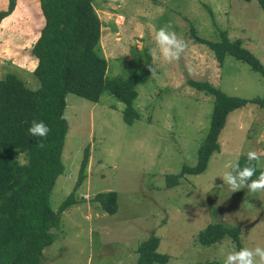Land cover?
<instances>
[{
    "label": "rangeland",
    "instance_id": "1",
    "mask_svg": "<svg viewBox=\"0 0 264 264\" xmlns=\"http://www.w3.org/2000/svg\"><path fill=\"white\" fill-rule=\"evenodd\" d=\"M17 3L13 25L25 34L8 28L2 32L0 25V78L11 72L33 88L38 84L31 52L36 39L30 34L38 22L44 24V17L40 2ZM92 4L100 20L106 76L122 80L140 70L146 51L154 74L150 71L136 86L134 107L141 117L130 125L114 95L105 92L93 102L67 94L64 171L55 180L50 204L56 211L72 192L76 201L61 213L59 236L43 249L40 264H135L137 246L152 234L159 238L158 252L169 256L165 264H223V250L234 252L235 247L226 240L229 236L209 246L200 244L197 235L208 223L237 227L239 234L244 229L243 247H264V193L248 194L246 188L232 193L219 178L226 162L235 163L250 150L261 154L257 166L264 168V108L250 103L231 111L219 134L220 150L211 155L206 169L179 176L173 186L166 183V175H179L184 165L196 164L198 144L209 127L213 97L190 86L189 80L206 81L231 96H264L262 73L231 55L220 66L196 39L217 40L225 31L264 66V12L257 1ZM167 24L187 43L181 60L172 64L163 60L154 40L155 32ZM85 148V178L76 187ZM109 190L117 193L114 214L93 200L96 193Z\"/></svg>",
    "mask_w": 264,
    "mask_h": 264
},
{
    "label": "trees",
    "instance_id": "2",
    "mask_svg": "<svg viewBox=\"0 0 264 264\" xmlns=\"http://www.w3.org/2000/svg\"><path fill=\"white\" fill-rule=\"evenodd\" d=\"M256 1L264 12V0ZM39 2L44 24L31 48L36 58L32 74L37 86L29 87L11 72L0 78V264H40L43 249L59 236L61 213L76 201L72 192L56 211L50 204L55 180L64 171L62 149L68 126L61 116L67 94L93 102H98L105 92L114 95L123 104L124 122L130 125L141 117L134 107L136 86L149 74L151 66V55L146 51L145 66L140 70L122 80L108 78V62L99 44L100 20L92 0ZM15 5L16 0H8L7 7L0 10V22ZM219 36L217 40L199 36L196 39L213 52L220 66L225 56L231 55L264 75L260 60L239 39L230 40L225 31H220ZM188 83L213 97L209 127L198 144L196 164L184 165L179 175H166L167 186L177 184L183 174H199L206 169L211 155L220 150L219 134L231 111L250 103L264 108V96L248 99L227 95L206 81ZM33 120L43 121L51 129L43 147L27 134ZM88 157L89 150L85 148L76 187L85 178ZM237 161L244 167L246 154ZM256 169L257 175L264 171L257 163ZM93 200L109 214L118 209L116 191L98 192ZM224 236L231 237L236 251L243 248L238 228L222 223H208L197 240L209 246ZM158 244L159 238L154 234L141 242L136 248L135 264H165L169 256L158 252Z\"/></svg>",
    "mask_w": 264,
    "mask_h": 264
},
{
    "label": "clouds",
    "instance_id": "3",
    "mask_svg": "<svg viewBox=\"0 0 264 264\" xmlns=\"http://www.w3.org/2000/svg\"><path fill=\"white\" fill-rule=\"evenodd\" d=\"M154 40L159 54L169 64L179 62L187 48L186 41L177 36L176 32L172 30L171 24L160 27L155 32ZM148 67L151 73L154 74V69L151 66ZM66 118L64 115L61 116V119ZM50 131L51 129L43 121L33 120L27 129V134L36 138L38 146L43 147V140L46 139ZM260 155L254 150L248 151L244 167H241L238 161L225 163V171L219 178L223 181V184L228 186L232 193L239 192L245 188L248 194L264 193V171L259 172L257 175L256 169V163L259 162ZM239 236L247 238L245 237L244 229L240 230ZM230 239L231 237L226 238V240ZM223 253V264H264V247L259 245L254 248L243 247L234 252L225 248Z\"/></svg>",
    "mask_w": 264,
    "mask_h": 264
},
{
    "label": "crops",
    "instance_id": "4",
    "mask_svg": "<svg viewBox=\"0 0 264 264\" xmlns=\"http://www.w3.org/2000/svg\"><path fill=\"white\" fill-rule=\"evenodd\" d=\"M33 5H38L39 6V0H35L36 1V3H34V0H29ZM7 2H8V0H7ZM0 6H6L7 7V3L5 2V0H0ZM17 6H18V3H17V0H16V5H15V8H14V10L12 11V13L10 14V15H8V16H6L5 18H3L2 20H1V22H0V25L2 26L3 25V28H2V32H4V29H6V28H8V29H10V30H13L12 31V33H20L21 35H23V34H25V32L23 31V30H21L20 28H15L14 27V23H15V19H16V17L14 18V16L16 15V11H17ZM1 10H2V8H0ZM5 9V8H4ZM15 14V15H14ZM14 15V16H13ZM13 16V17H12ZM40 16V15H39ZM42 24L40 23V22H38V24H36L34 27V29H33V31H32V33L30 34V36L31 35H33V36H35V39H37V37H38V35H39V31H40V29L42 28ZM33 32H35V33H33ZM35 63H36V61H35Z\"/></svg>",
    "mask_w": 264,
    "mask_h": 264
}]
</instances>
